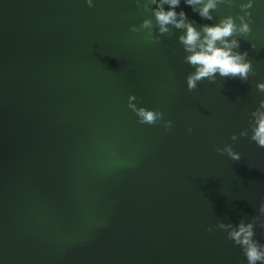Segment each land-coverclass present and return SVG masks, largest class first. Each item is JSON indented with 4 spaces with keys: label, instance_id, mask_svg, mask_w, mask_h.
Instances as JSON below:
<instances>
[{
    "label": "water",
    "instance_id": "95a60500",
    "mask_svg": "<svg viewBox=\"0 0 264 264\" xmlns=\"http://www.w3.org/2000/svg\"><path fill=\"white\" fill-rule=\"evenodd\" d=\"M246 2L218 5L213 20L184 0L175 10L199 28ZM93 5L0 0V264H247L216 225L251 222L264 201V148L250 139L264 0L249 10L252 32L235 37L255 74L192 91L183 30L146 42L130 28L155 21L136 0ZM130 94L173 127L140 124ZM225 144L241 158L215 151ZM254 231L264 244L259 220Z\"/></svg>",
    "mask_w": 264,
    "mask_h": 264
},
{
    "label": "clouds",
    "instance_id": "9594fccd",
    "mask_svg": "<svg viewBox=\"0 0 264 264\" xmlns=\"http://www.w3.org/2000/svg\"><path fill=\"white\" fill-rule=\"evenodd\" d=\"M192 7V10L206 20H213V11L220 4L233 6V0H184ZM89 7H93V0H86ZM137 7L144 12L151 11L154 17L146 18L139 27L133 25L130 32L133 34L143 33V40L155 43L161 35L171 34L172 28L183 30L179 35L178 41L183 46L186 53L184 61L194 68V71L186 77L187 89L192 91L197 88L198 82L207 79L209 82L217 80V74L221 78H239L241 81H247L249 75H254L255 71L251 60L246 59L247 51L241 53L235 51L239 48V39L237 36L247 37L252 32L251 12L253 0H247L246 3L239 5L242 15L233 17L231 15L222 17L216 24H204L196 27L195 21H190L184 11L177 12L175 9L179 6L180 0H136ZM155 7H152V6ZM165 5L169 8L165 10ZM239 21L237 24L236 21ZM156 29L159 35L154 36L153 30ZM252 48L256 45L251 44ZM257 89L264 93V82L256 85ZM137 97L130 94L128 97V108H130L138 117L140 124L154 125L163 122L165 130L173 127L171 120H164V113L159 109H148L137 107L133 103ZM252 123L250 124L251 136L259 147L264 148V99L260 100L259 106L251 113ZM189 132L192 129L188 130ZM249 129L240 132L241 137H247ZM238 139L236 134L231 136L232 141ZM215 151L220 155L225 153L234 161L239 160L240 154L233 151L229 144L224 147H216ZM260 216L254 217L251 222L241 220L237 225L219 221L216 228L227 232L228 239L236 245L241 246L247 259V264H264V244L254 239V226L260 221L261 228H264V201L259 208ZM208 231H212L211 228Z\"/></svg>",
    "mask_w": 264,
    "mask_h": 264
}]
</instances>
